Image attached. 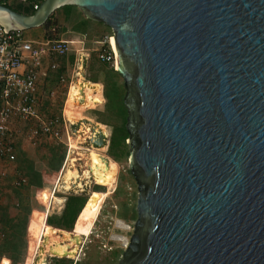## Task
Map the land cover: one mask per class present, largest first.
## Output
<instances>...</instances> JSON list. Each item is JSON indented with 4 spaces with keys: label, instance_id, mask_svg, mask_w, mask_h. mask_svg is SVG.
I'll use <instances>...</instances> for the list:
<instances>
[{
    "label": "water",
    "instance_id": "water-1",
    "mask_svg": "<svg viewBox=\"0 0 264 264\" xmlns=\"http://www.w3.org/2000/svg\"><path fill=\"white\" fill-rule=\"evenodd\" d=\"M65 6L111 30L126 89L138 219L119 264H264V0H42L0 4V24Z\"/></svg>",
    "mask_w": 264,
    "mask_h": 264
},
{
    "label": "rangeland",
    "instance_id": "rangeland-1",
    "mask_svg": "<svg viewBox=\"0 0 264 264\" xmlns=\"http://www.w3.org/2000/svg\"><path fill=\"white\" fill-rule=\"evenodd\" d=\"M6 2L10 6L28 4V0H6ZM52 14V24L49 27L55 26L56 32L51 36L56 35L59 39L73 41V44L70 46L67 56L63 58H44L43 69L48 68L51 61L58 65V69L56 72L49 71L47 78L40 84L38 112L42 117H54L59 116L64 109L65 117L66 115L72 117L84 115L94 122H101L106 126L110 135L107 139V150L102 152V155L113 162L114 169L107 177L94 176L92 184L79 192L80 194L71 192L63 194L57 191L55 195L64 198L65 201L69 194L86 196L87 201L82 208L83 216L81 220L75 221L71 231L49 226L44 219L46 208L50 206L49 192L60 177L69 151L65 144L54 139L41 138L33 141L26 133V124H15L16 160L12 163L0 160V207H9V210L13 213L14 208L19 203L17 193L20 194V200L23 203L29 202L30 204L31 213L29 214V229L25 237L26 247L24 249L23 264H32L37 252L40 231L42 228L48 230L45 226H49L52 231H58L59 233V242L51 246L49 255L46 258L47 264H52L54 258H64L72 261V264H119V260L122 259L123 252L126 250L133 234L134 223L138 219L136 211L138 190L136 181L129 172L130 147L127 140L124 141V145L122 141L125 135L128 136V133L125 134L120 128L123 118L126 119L127 116V110L123 102L122 106L120 105V97H123L124 94L123 79L111 72V69L114 70V68L110 63L102 62L98 58L100 53L107 51V46L96 42L103 41L104 37L109 34L112 36V33L107 26L86 19L78 8L62 7ZM46 30L42 27L32 28L23 31V34L27 40L41 41ZM47 32H49V29ZM80 53L89 56L85 63L84 79L102 84L90 82L95 85L96 92L92 93V97L97 102L84 107V109L77 105L69 106L65 103L69 85L75 79L77 59ZM71 57L74 58L73 63ZM60 76L63 77V81H60ZM114 84L118 88L116 95ZM102 91L106 99H104ZM106 100H108V104ZM112 134L115 143L113 152L117 157L116 161L109 156L108 151ZM71 137L74 139V134ZM62 140H66L65 136L62 137ZM118 146H123V152L118 150ZM53 147L59 148L60 154L64 153V159L57 172L49 168L50 149ZM81 151H85V149H81ZM21 156L33 163L35 168L44 175L46 180L41 195L33 188H16L14 186L15 180L20 176H24L19 166ZM78 163L81 162L78 161L76 164ZM76 169L80 171L79 167H76ZM96 186H99L100 189L96 190ZM65 201L61 206H50L51 215H59ZM43 210L44 215L41 214ZM3 238V233L0 230V242ZM0 264H10V262L6 258H0Z\"/></svg>",
    "mask_w": 264,
    "mask_h": 264
},
{
    "label": "built area",
    "instance_id": "built-area-1",
    "mask_svg": "<svg viewBox=\"0 0 264 264\" xmlns=\"http://www.w3.org/2000/svg\"><path fill=\"white\" fill-rule=\"evenodd\" d=\"M37 7V4L33 5L34 10ZM55 32L56 27L52 26L48 33L52 35ZM111 37L105 36L103 41L97 43L106 44L107 46V51L99 54V60L110 63L113 67L115 53L110 45L109 39ZM72 44L73 41L48 37L41 41H30L25 38L23 31L8 29L0 24L1 161L12 163L16 160L15 124H26V133L33 141L50 138L65 144L67 150H70V138L71 135L73 136L75 126L65 117L64 109L59 116L42 117L38 112V94L40 84L47 78L49 71L56 72L58 69V65L54 61L50 62L48 68L43 69L44 58H63L67 56ZM80 54L85 55L87 59L89 57L88 54ZM86 61L83 62L84 66ZM59 79L60 81L64 80L62 76ZM64 136L65 141L62 140ZM66 161L67 159L62 169H64ZM26 184L27 178L25 176H20L14 182L16 187L25 186ZM49 193L51 196L57 193L56 184ZM46 209L45 219L49 216L50 206H47Z\"/></svg>",
    "mask_w": 264,
    "mask_h": 264
},
{
    "label": "bare ground",
    "instance_id": "bare-ground-1",
    "mask_svg": "<svg viewBox=\"0 0 264 264\" xmlns=\"http://www.w3.org/2000/svg\"><path fill=\"white\" fill-rule=\"evenodd\" d=\"M0 22L9 23L7 13L0 11ZM109 40L114 50L111 38ZM86 59L85 55L79 54L75 79L69 85L66 99V103L69 106L77 105L83 109L97 102L92 97V93L96 92L95 85L84 79L85 66L83 62ZM113 67L115 70L120 67L116 54ZM66 117L75 126L74 139L70 138L68 158L56 183V191L63 194L70 192L78 194L92 184L94 176L107 177L114 169L113 162L102 155V152L107 150V139L110 135L105 125L94 122L91 118L72 117L70 115H66ZM81 149H85V151H81ZM78 161L81 163L76 164ZM76 167H79L80 171H77ZM64 201L65 199L60 196L50 195V206H61ZM119 224L121 225V223ZM39 236L37 252L32 264H47L46 258L49 255L51 246L59 242V233L58 231L42 228Z\"/></svg>",
    "mask_w": 264,
    "mask_h": 264
},
{
    "label": "trees",
    "instance_id": "trees-1",
    "mask_svg": "<svg viewBox=\"0 0 264 264\" xmlns=\"http://www.w3.org/2000/svg\"><path fill=\"white\" fill-rule=\"evenodd\" d=\"M42 2V0H28L27 5L23 4H17L15 6H10L7 4L6 0H0V4H3L10 9L23 13L26 15H31L34 13L33 5L37 4L39 5ZM65 8H76L74 6H65ZM53 17V14H51L48 18V20L45 22V24L42 26L43 29H47L45 32V37L48 38H54L59 39L56 35L51 36L47 31L50 29L49 26H51V18ZM82 23V22H81ZM108 36H111L110 34ZM105 51V50H104ZM71 62L73 63L74 58L71 57ZM111 72L115 75L119 76L117 72H115L113 69H111ZM93 83H96V81H90ZM115 88V95L118 92L117 86L114 84ZM103 97L105 98V94L103 93ZM106 103L108 104V100H106ZM120 105L122 106V97H120ZM109 108V106H108ZM80 117H85L84 115H81ZM99 122V121H97ZM101 123V122H100ZM125 119L123 118L121 123V129L126 134L125 130ZM127 136L123 138V145L124 141L126 140ZM114 141H113V134L110 139L109 143V156L113 158V160H117V157L114 154ZM121 152H123V146H118ZM122 147V149H121ZM50 159H49V168L55 172H57L60 168L61 162L64 159V153H59V148L53 147L50 149ZM21 164V165H20ZM19 166L21 169V173L27 178V184L25 186L20 187H26L33 188L41 195L42 188L45 184V178L44 175L38 171L33 163L27 161L24 159V157H20L19 160ZM16 187V186H15ZM16 187V188H20ZM96 190L100 189L99 186L95 187ZM18 201L19 203L14 208V212L12 213L9 210V207H0V230L3 233V239L0 242V258H6L9 260L10 264H23V255H24V249L26 247V234L29 229V214L31 213V207L29 202L23 203L20 200V194L17 193ZM87 197L86 196H75V195H69L66 197V201L64 203V207L62 209V212L59 215L52 214L50 216H47L45 219V223L49 226H52L56 229H61L65 231H71L74 227L75 221L81 220L83 216V206L86 205ZM44 215V210L42 213ZM49 226H45L48 230L52 231V229ZM52 264H72V261L66 260L64 258H54L52 260ZM80 264V263H75Z\"/></svg>",
    "mask_w": 264,
    "mask_h": 264
},
{
    "label": "flooded vegetation",
    "instance_id": "flooded-vegetation-1",
    "mask_svg": "<svg viewBox=\"0 0 264 264\" xmlns=\"http://www.w3.org/2000/svg\"><path fill=\"white\" fill-rule=\"evenodd\" d=\"M123 87H124V84H123ZM125 94H126V89H125V87H124V94H123V97H122V102H123V99H124V96H125ZM127 110V109H126ZM127 112V111H126ZM127 116H128V112H127ZM127 116H126V119H127ZM126 119H125V124H126ZM125 126V125H124ZM125 130H126V128H125ZM127 132V131H126ZM127 138H128V136H127ZM127 138H126V140H127ZM130 147V146H129Z\"/></svg>",
    "mask_w": 264,
    "mask_h": 264
},
{
    "label": "crops",
    "instance_id": "crops-1",
    "mask_svg": "<svg viewBox=\"0 0 264 264\" xmlns=\"http://www.w3.org/2000/svg\"><path fill=\"white\" fill-rule=\"evenodd\" d=\"M39 28H40V27H39ZM44 36H45V34H44ZM44 36L42 37V39H44ZM26 39H27V38H26ZM42 39H41V40H42ZM63 40H65V39H63ZM98 42H99V41H98ZM96 43H97V42H96ZM84 71H85V70H84ZM96 83H100V82H97V81H96ZM100 84H101V83H100ZM101 85H102V84H101ZM102 89H103V86H102ZM102 95H103V91H102ZM65 103H66V102H65ZM63 206H64V205H62V207H63ZM49 214L51 215L50 212L48 213V215H49Z\"/></svg>",
    "mask_w": 264,
    "mask_h": 264
}]
</instances>
